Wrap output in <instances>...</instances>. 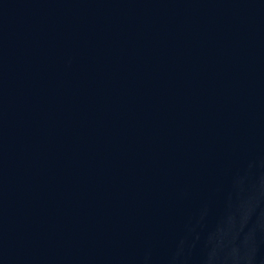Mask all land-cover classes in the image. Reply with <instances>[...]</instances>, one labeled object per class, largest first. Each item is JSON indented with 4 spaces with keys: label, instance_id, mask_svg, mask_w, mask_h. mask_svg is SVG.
Returning a JSON list of instances; mask_svg holds the SVG:
<instances>
[{
    "label": "water",
    "instance_id": "1",
    "mask_svg": "<svg viewBox=\"0 0 264 264\" xmlns=\"http://www.w3.org/2000/svg\"><path fill=\"white\" fill-rule=\"evenodd\" d=\"M0 264H264V0H0Z\"/></svg>",
    "mask_w": 264,
    "mask_h": 264
}]
</instances>
